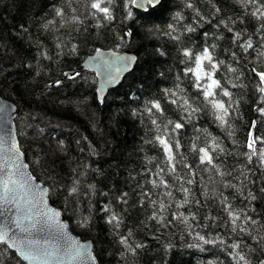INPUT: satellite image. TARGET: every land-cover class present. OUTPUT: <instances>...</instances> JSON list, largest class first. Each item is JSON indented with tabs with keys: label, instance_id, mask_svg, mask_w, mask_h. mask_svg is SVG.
Returning <instances> with one entry per match:
<instances>
[{
	"label": "trees",
	"instance_id": "16d2710c",
	"mask_svg": "<svg viewBox=\"0 0 264 264\" xmlns=\"http://www.w3.org/2000/svg\"><path fill=\"white\" fill-rule=\"evenodd\" d=\"M189 2L195 11L186 7ZM126 4L127 0H115L113 11L116 19L97 28L98 22H106L91 15L89 0H0V95L17 105L18 136L32 171L49 186L50 174H58L62 184H69L75 176L72 170L78 168L83 171L78 166H87V175L79 179L85 185L95 184L97 189V194L91 199V204L96 205L93 227L84 229L77 226L75 218L69 219L72 213L65 210L63 198L53 197L52 203L63 211L76 233L93 241L96 255L104 264H236L237 251L245 254L251 264H259L264 260V242L257 244L245 233H232L226 226L227 214L221 211L218 199L206 200L201 193L203 190L211 195L215 188L229 197L233 207L238 209L245 205L234 190L222 189L209 179H221L214 171H201L204 166L198 167V156L192 152L191 145L195 141L197 146H204V135L197 130H206L210 134L209 143L210 137L218 138L226 153L232 154L221 153L216 162H222V170H232V177L237 179H226H231L238 187L240 179H243L240 173L247 171L245 165L251 169L247 174L256 183L249 184V188L257 195V200L253 202L256 211L252 212L250 207L248 211L258 224L249 227L258 228L259 234L264 235V227H261L264 225V194L259 192V188L264 186V177H261L255 163L256 157H253L252 164H248L245 157L238 155L247 151L245 144L249 131L264 138V116L257 111V108L264 107V103L256 88L258 78L250 71L253 66L259 69L261 61H264V57L257 58V51L264 52V30L256 31L264 19L257 20L251 16L256 7L264 5V0H258L255 5L241 4L237 0H163L162 8L158 6L150 10L154 12L151 16L135 7H125ZM53 5L65 11L63 18L54 16ZM213 6L221 11L212 19V24H193L195 32L184 31L183 26L193 23L196 12L212 18ZM129 10L132 19H125ZM261 10L264 11V7ZM177 13L183 17L179 23L173 19ZM229 16L237 21L229 26L233 31L243 30L244 39H250L257 51L249 49L247 53L243 52L242 48L231 43L233 33L223 25L218 29L212 27L221 17ZM73 17H79L83 23H71ZM241 19L243 23L239 22ZM45 20H53L47 30L41 27ZM169 24L176 29L173 34L179 36V41L164 35ZM149 28L152 29L151 34ZM129 31L133 35L121 40L120 37ZM204 32H209V36L204 37ZM73 44L77 46V52L67 54ZM211 44H215V48L210 49L214 58L224 62L215 78L233 93L235 101V111L229 117L233 135L229 137L226 128L219 126L210 111L205 114L203 108L195 120L186 122V127L176 138L180 140V153L186 157V163L198 173L197 183L184 185L191 189L189 200L192 202L183 208L173 206L160 213L165 217L161 223L150 219L158 209V203L154 208L150 201L163 200L167 204L182 200L183 194L177 191L179 184H175L169 200L161 195L166 189L153 188L148 182L158 180L147 173L148 169L155 171L158 164L166 166L160 163L162 152L144 140L157 134L151 125L152 118L158 122L167 119L177 121L181 115L177 106L165 96V89L177 91L190 102L195 101L194 106L202 104L203 97L197 96L192 87L191 74L184 76L186 65L180 61L186 58L182 56L181 49L188 48L198 53L202 47ZM99 48L130 49L137 57L133 71L119 86L110 89L103 103L96 93V73L82 68L83 60ZM157 49L166 55L160 56ZM40 52L45 55H40ZM232 53H236L238 59L234 60ZM228 66L237 72H227ZM69 70L80 75L70 80L63 75ZM241 72L243 74L237 80L236 76ZM56 80L62 83L56 86ZM232 83L242 86L233 88ZM177 84L183 89L182 93L176 88ZM218 98L226 103L229 99L219 95ZM153 100L161 103L163 116H151L144 111L145 105ZM133 112L137 115L133 116ZM198 135L200 139L196 140ZM58 141L63 142L64 151L59 150ZM38 157L43 166L35 163ZM184 171L186 169L177 166L178 173L182 175ZM162 176L170 184L174 183L168 174ZM101 190L108 192L109 197L129 192L128 205L114 204V207L124 217L118 232L127 235L131 231L129 242L135 252L125 250L119 243V236L101 218L103 214L97 211L100 206L97 202H106L99 195ZM141 192L149 195L141 196ZM81 200L78 215H87L88 198L81 197ZM196 200L201 201L199 206ZM173 213L187 216V224L173 219ZM209 214L217 217L215 223L205 218ZM198 235L215 242L205 244ZM252 235L257 233L254 231ZM220 239L223 244L219 243ZM237 242L241 244L240 249L230 247ZM136 245L142 247L137 248ZM0 264L27 263L13 250H8L0 255Z\"/></svg>",
	"mask_w": 264,
	"mask_h": 264
},
{
	"label": "snow or ice",
	"instance_id": "6c2138e0",
	"mask_svg": "<svg viewBox=\"0 0 264 264\" xmlns=\"http://www.w3.org/2000/svg\"><path fill=\"white\" fill-rule=\"evenodd\" d=\"M241 4H253L255 5L258 0H237ZM115 0H89V8L92 10L91 15L97 17L100 21L106 22L105 24L97 23L96 27H104L107 23H111L116 19L113 11V6ZM163 7V0H127L125 7H135L142 10L147 16H151L154 12L150 10H155L157 7ZM186 7L191 8L195 11L194 5L192 3H187ZM261 7H264L262 5ZM261 7H256L255 11L251 12V16L255 17L257 20L264 19V11ZM214 12L212 13V18H205L196 12V17L192 24L184 25V31L192 33L196 31V27L193 24L199 25L200 23L212 24V19L215 15L220 13V9L213 6ZM53 14L55 17L63 18L65 16V11L56 5H53ZM125 19H132V12L129 10L125 16ZM175 23H179L183 17L180 13H177L173 18ZM237 21L232 17H221L216 24L212 25L214 28H219L223 25L229 33H233L231 43L242 48L243 52L247 53L249 49L257 51L256 46L252 43L250 39L245 40L243 36V30L233 31V27L229 26L235 24ZM243 23L241 19L239 21ZM71 23L78 24L83 23L79 17H73ZM53 24V20H45L41 27L45 30L49 29L50 25ZM264 30V23H261L256 31ZM24 31L27 32L25 28ZM176 29L173 24H169L164 35L171 37L173 40L179 41V36L174 35ZM149 34L152 33V29H148ZM132 32H126L120 37L123 40L125 37L132 36ZM204 37L209 36V32L203 33ZM220 38V37H217ZM264 46V45H262ZM67 47V46H65ZM215 44L202 47L198 53H194L191 49L183 48L182 56L186 59H181V63L186 65V70L184 71V76L188 77L191 74L192 87L196 90L197 96L203 97L202 104H197L194 106L195 101L190 102L189 98L178 95L177 91L172 89H165V96L169 97V102L172 105L177 106V111L181 113L177 121H172L167 119L166 121L158 122L156 118L151 119V125L154 127L157 133L151 138L144 140V143L153 144L157 147L163 154V160L160 162L166 167H161L160 164L156 166L155 171L148 169L147 173L149 175H154L158 180L153 179L148 182L152 184L153 188H164L166 191L161 193L165 198L171 199L173 192L171 188L175 184H179L177 191L183 194V199L165 203L163 200L157 202L155 200L150 201L152 205L155 206L158 203V209H156L153 215L150 217L152 220H158L163 223L165 217L161 216L160 213L166 211L168 208L175 207L177 209L183 208L190 204L192 201L189 200L191 195V189L185 187L184 185H192L197 183L196 177L198 173L193 169V167L186 163V157L180 153L182 147L180 140L176 137L180 132L186 127V122L191 123L197 118V115L201 112L202 108L205 110V114L210 111L215 120L219 123V126L226 128L227 135L231 137L233 135L232 126L229 123V117L232 111H235L233 104V93L225 88L220 80L215 78V74L219 71L220 66L224 64L222 60L214 58L213 53L210 49H214ZM77 46L71 45L68 48L67 54H72L77 52ZM99 53L100 49H96ZM156 52L160 56L166 55L164 51L159 49ZM40 55L44 56L45 53L40 52ZM233 59H238L236 53H232ZM264 57V52L257 51V58ZM50 58V57H49ZM135 63V58L120 57L115 55L110 61H101V68L106 69L103 72L105 75V83L113 84L118 77V74L122 71H130ZM113 69L115 72H113ZM251 73L258 78V83L256 85L257 90L261 94V102L264 103V61H261V67L258 69L253 66L250 69ZM227 72L235 73L237 69L230 66L227 67ZM37 75L40 73L37 72ZM236 76V79H240V75ZM66 78L70 80H75L80 74H63ZM231 82V81H229ZM62 83L60 80L55 81V85L59 86ZM236 83H232V87H240ZM176 88L182 93L183 89L179 88V84ZM219 90V93L217 92ZM219 96L228 97L227 103L218 98ZM101 102H103L101 100ZM210 106V107H209ZM144 111L151 116L155 114L164 115V109L158 100L149 101L144 108ZM257 111L264 116V107L257 108ZM6 112V109L0 108V113ZM137 112H133V116H136ZM142 116L143 113H140ZM2 119V117H0ZM161 124L163 125L161 127ZM170 126V127H169ZM252 127H255L253 122ZM0 131L3 128L0 127ZM43 131V129H41ZM204 135V146H197L195 141L191 145L192 152L198 156L199 166H204L201 171H214L221 179L219 181L213 180L209 177L214 184H219L222 189H232L241 198L244 207L235 208L229 202V197L223 195V191L213 189L211 195L206 191L202 190V195L205 196L206 200H217L222 206L221 211L227 214L226 226L230 227L232 233H245L249 235L252 239L256 240L257 244L264 242V235L259 234L258 228H250L249 225H257L258 221L249 213L248 208H251L252 212L256 209L253 206V202L257 200V195L249 188V184H255L256 180L251 179L247 172L251 169L245 168L247 171H242L240 176V186L232 183L231 179H226L227 177H232V170L224 168L222 170L221 163L216 161L219 159V154L226 153V149L221 146L220 141L216 137H210L211 142L209 143L210 134L206 133V130H197ZM196 140L200 139L198 135ZM5 141L2 136H0V207L7 205H14L16 209L15 217H6L5 222L0 223V255H3L8 250H15V255H17L21 260L28 261L30 264H49L50 261L59 260L62 261L68 258L73 261H89L94 264V257L88 252L87 248L80 245L78 242L71 240L66 236L65 229L67 225L61 219V212L54 210L49 207V201H53L55 198H63L64 207L66 211H70L72 216L69 219L75 218L78 227L84 229H90L93 227V209L96 205L91 204V199L97 194V189L95 184H82L79 177L87 175V166L80 165L79 168H83V171H79L78 168H74L72 171L75 176L69 184H62L58 174L49 175V187L43 188L38 187L33 183V178L28 176L24 169L28 167L27 164L21 163V156L23 155L20 145L13 138L10 143L5 147ZM258 145H264V138L257 137L252 131H249L248 137L246 138V148L247 151L239 153L246 158L248 164L253 163V157H256L255 163L258 165V169L261 171V177H264V147H258ZM58 148L60 151H64V145L62 141H58ZM227 155H231V152H227ZM180 157V159H177ZM155 159V158H151ZM151 159L149 162H151ZM37 165H41V160L38 157L35 160ZM180 165L182 169H186L181 175L177 172V166ZM43 166V165H41ZM98 171V170H97ZM168 174L170 178L174 181L170 184L166 181L162 174ZM232 179H237V177H232ZM259 179V178H258ZM139 186V185H137ZM259 192L264 194V186L259 188ZM99 195L105 198L106 202L99 203L98 212L103 214L101 218L105 221L107 225L111 227V230L119 236V243L125 247L126 251L135 252L132 244L129 242V237L132 233L129 230L127 235H123L118 232L121 225L123 224L124 217L122 214L115 210V205H128L129 202V192L123 191L114 197H109V193L106 191H100ZM149 193L141 192V196H148ZM81 197H87L89 203V211L87 215L79 214L80 209L78 205L82 203ZM195 203L199 206L201 204L200 200H196ZM127 210V209H125ZM173 219H179L182 223L187 224L188 217L184 216L182 213H173ZM0 216H4V213H0ZM195 219V216L192 217ZM210 219L215 223L217 217L211 216L210 214L205 217ZM239 222V223H238ZM264 227V225H261ZM46 230H55L56 243H52L49 240H45L41 243L39 240L32 238L33 233L44 232ZM256 232L257 235L253 236L252 233ZM19 234H27L18 235ZM198 239L203 241L205 244L213 243L215 241H209L204 236H199ZM219 243L223 244L222 239ZM137 248L142 247V245H136ZM233 249H240L241 244L239 242L233 243L231 246ZM236 264H251L250 260L245 254H241V251L235 253ZM259 264H264V260L259 261Z\"/></svg>",
	"mask_w": 264,
	"mask_h": 264
},
{
	"label": "water",
	"instance_id": "95a60500",
	"mask_svg": "<svg viewBox=\"0 0 264 264\" xmlns=\"http://www.w3.org/2000/svg\"><path fill=\"white\" fill-rule=\"evenodd\" d=\"M100 52L98 53L95 51L91 55L87 56L83 62H82V68L94 71L97 75V87H96V93L98 100L101 102V100L104 102L107 94L109 93L110 89L115 88L119 86L124 78L133 71L135 68L137 57L136 54L130 50H115L113 48H99ZM115 55H118L120 57H127V58H135V63L132 66V69L130 71H122L118 74L117 80L113 84H106L105 83V75L103 74L106 69L101 68V61H110ZM113 72L115 70L113 69ZM66 73L73 74L72 71H67ZM101 102V103H103ZM0 108L6 109V112L0 113V127L3 128V131H0V136L3 137L5 143V147L8 143H10L11 139H15L16 142L20 145L21 151L23 155L21 156V163L27 164L28 167L24 169V172L33 178V183L36 184L38 187L47 188L48 185L44 184L41 180H39L34 172L32 171V168L30 166V163L27 160V157L25 155L24 150L22 149L20 139L17 132V125H16V117H17V105L0 95ZM0 156H3L2 153H0ZM3 161L0 160V163ZM49 207L60 211L61 212V219L62 221L67 225L65 229L66 236L70 238L71 240H74L78 242L80 245L87 248L88 252L91 253L92 257H94V264H104L99 261L95 249H94V243L91 239H83L78 233H76L67 218L64 217L63 211L57 207L55 204L52 203V201H49ZM0 213H4V216H0V223L5 222L6 217H15L16 209L14 205H7L4 207H0ZM18 235H27V234H19ZM56 237L55 230H46L44 232H38L33 233L32 238L39 240L41 243H44L45 240H49L52 243H56V239H53ZM14 252L15 250L12 249ZM27 264H30V262L25 261ZM49 264H92V262H89L87 260L85 261H73L68 258H65L62 261L59 260H53L50 261Z\"/></svg>",
	"mask_w": 264,
	"mask_h": 264
}]
</instances>
